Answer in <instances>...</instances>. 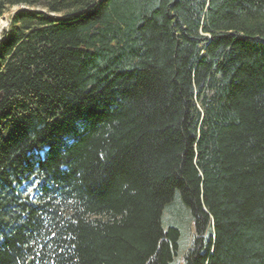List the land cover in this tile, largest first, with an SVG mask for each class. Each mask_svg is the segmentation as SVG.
<instances>
[{"label": "trees", "instance_id": "1", "mask_svg": "<svg viewBox=\"0 0 264 264\" xmlns=\"http://www.w3.org/2000/svg\"><path fill=\"white\" fill-rule=\"evenodd\" d=\"M14 7L0 264H172L176 198L181 264H264V0H0V18Z\"/></svg>", "mask_w": 264, "mask_h": 264}, {"label": "rangeland", "instance_id": "2", "mask_svg": "<svg viewBox=\"0 0 264 264\" xmlns=\"http://www.w3.org/2000/svg\"><path fill=\"white\" fill-rule=\"evenodd\" d=\"M17 7L11 9L10 13L3 15L0 18V38L3 30L7 29L9 24V16L12 12L16 11ZM162 229L166 230L168 227H174L179 231V251L178 255L174 258L172 264H175L177 259L181 264V253L185 248V244L190 239V233L192 229V218L189 210L184 207L179 200L176 198L172 203L167 205L162 213Z\"/></svg>", "mask_w": 264, "mask_h": 264}]
</instances>
